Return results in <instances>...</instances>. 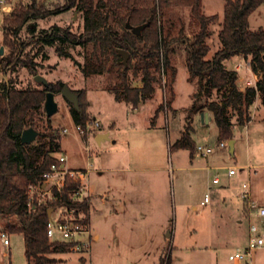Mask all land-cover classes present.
<instances>
[{
	"label": "rangeland",
	"instance_id": "obj_1",
	"mask_svg": "<svg viewBox=\"0 0 264 264\" xmlns=\"http://www.w3.org/2000/svg\"><path fill=\"white\" fill-rule=\"evenodd\" d=\"M28 1L9 0L10 9H0V47L3 18L15 5ZM38 1L51 6L61 4L63 0ZM202 10L206 16L218 15L223 20L221 0H203ZM182 17L184 33L190 36L197 27L189 22L187 9ZM31 23L36 24L38 30L58 25L70 26L78 33L82 29V16L70 10ZM259 27L264 29V5L250 18V30ZM209 31L206 43L210 51L206 59H211L220 47L219 25L211 24ZM69 50L76 61H82L79 48ZM45 53L47 57L41 61L37 74L49 83L61 81L71 90L85 89L89 123L95 118L101 127L88 129L84 138L71 118L69 103L61 92H55L57 111L48 117L47 123L40 124L39 131L47 132L48 126L56 129L60 134V153L67 155L66 169H89L85 183L98 187L99 194L110 200L104 205L93 202L89 211V232L81 236L87 245L68 254L55 255L61 260L58 264H158L167 255H171V264H235L228 257L247 246L249 225L264 227V218L250 216L248 205L251 202L264 206V106L259 97L250 106V122L243 128L234 125L232 153L229 140H223V146H219L218 130L211 113L207 112V121L205 117L202 121L200 115H195L192 140L195 145L208 147L212 152L203 156L195 150L190 157L188 150H169L184 130L187 109L197 90L196 81L189 79L182 51L171 56V63L176 68L174 99L170 110L159 113L156 123L160 128L154 132L149 127L155 109L164 98V77L153 98L143 101L139 109L133 111L104 89L105 85L115 81L113 75L85 77L74 61L59 57L54 46L45 47ZM237 61L233 59L226 63L230 70L238 68L235 70L238 88L255 86L258 76L254 80L250 65L238 67ZM7 78L0 73V84ZM19 80V87L31 83L41 88L25 69L19 72ZM210 99L220 101L221 97L214 93ZM112 124L113 128L110 127ZM129 126H133L130 134ZM111 130L110 138L117 137V145H111L110 138L97 142V133ZM127 138H130L132 166L146 170L113 175L107 170L110 160H122L124 145H120ZM54 156L57 158L59 154ZM95 164L105 171L97 173ZM229 169H233V175H228ZM214 178L218 183L212 182ZM108 186L114 187L116 194H122L121 200L111 201ZM205 194H208L209 202L201 204ZM5 225L6 221L0 218V256L10 252L12 264H25L23 242L18 234L6 233ZM1 234L9 236V249L3 245ZM95 234L97 239H94ZM0 264H7L6 260ZM239 264H264V249L253 251L250 258Z\"/></svg>",
	"mask_w": 264,
	"mask_h": 264
},
{
	"label": "trees",
	"instance_id": "obj_2",
	"mask_svg": "<svg viewBox=\"0 0 264 264\" xmlns=\"http://www.w3.org/2000/svg\"><path fill=\"white\" fill-rule=\"evenodd\" d=\"M262 4L264 0H224L218 32L220 47L211 59H206L210 51L206 40L209 26L217 24L219 18L203 13L202 0H63L51 6L29 0L15 5L3 18L1 47L5 53L0 54V73L8 78L0 84V218L6 221V233L22 235L27 264H58L61 260L55 255L72 252L75 242L48 239V211L74 208L88 224L89 202L73 200L80 183L68 176L60 191L53 189V201L39 202L36 194L29 200V186L40 185L43 174L58 163L54 155L60 153L59 132L51 126L41 132L39 126L49 121L43 107L46 92H61L65 83H49L50 88L31 83L19 87V72L25 69L31 76L37 75L41 61L47 57L45 47L54 46L57 55L74 61L85 77L113 75L115 81L104 89L133 110L153 98L164 77V98L151 120L153 126L160 112L171 109L176 76L171 56L182 51L189 79L196 81L197 90L187 109L184 130L169 150L185 149L193 157L195 115L210 112L222 142L233 139L235 124L243 128L250 122V106L257 96L264 106V29L253 31L248 24V17ZM186 9L189 22L197 27L190 36L184 33L182 15ZM70 10L81 14V32L58 25L38 30L31 23ZM126 23L148 25L135 35L125 27ZM75 48L80 49L81 62L69 50ZM118 49L128 53L126 65ZM236 56L248 61L258 76L255 86L238 88L237 72L225 65ZM73 91L78 109L69 104L70 115L76 126L85 129L90 121L86 91ZM214 93L220 94V101L210 99ZM28 128L36 130L37 137L24 144L21 133ZM158 264H171V255L163 256Z\"/></svg>",
	"mask_w": 264,
	"mask_h": 264
},
{
	"label": "built area",
	"instance_id": "obj_3",
	"mask_svg": "<svg viewBox=\"0 0 264 264\" xmlns=\"http://www.w3.org/2000/svg\"><path fill=\"white\" fill-rule=\"evenodd\" d=\"M9 0H0V9L2 11L9 10L10 7L7 5ZM241 65L239 64L238 67ZM243 90V89H241ZM97 128L99 124L97 122L87 123L85 129L81 126H76V129L80 134L84 135L90 128ZM65 131V129H63ZM220 147L223 146V143L220 142ZM196 151H200L203 156H206L212 152L208 147L203 148L200 145H196ZM65 155L60 154L57 157L58 163H54L50 166L49 171L43 174V180L40 185L29 186V200L31 201L33 195L38 196V201H53V189L60 191L64 179L68 176L71 179L79 181L80 186L78 190L73 193V200L82 201L83 199H88V188L85 183L86 175L89 170H78L70 171L66 170L64 167H61V164L65 162ZM233 169H229L228 175H233ZM214 184L218 183V180L214 178L212 180ZM244 188L247 187L246 184L242 185ZM245 197L244 195H242ZM209 196L205 194L202 204L208 203ZM249 215H255L258 218H264V207L256 206L253 203L249 202ZM89 226L84 222V215L81 212H77L76 209H66L59 208L55 209L49 216V221L46 227V234L48 239L51 242H75L76 245L73 247L72 251L79 250V247H85L87 243L81 240V236L88 234ZM1 241L4 246H9V238L6 234H1ZM258 249H264V228H260L258 225L250 224L248 228V242L247 246L240 252H235L234 254L229 255V260L235 264L243 262L246 258H250L253 251Z\"/></svg>",
	"mask_w": 264,
	"mask_h": 264
},
{
	"label": "crops",
	"instance_id": "obj_4",
	"mask_svg": "<svg viewBox=\"0 0 264 264\" xmlns=\"http://www.w3.org/2000/svg\"><path fill=\"white\" fill-rule=\"evenodd\" d=\"M221 2H223V5H224V0H221ZM202 5H203V0H202ZM262 5H264V4H262ZM262 5H260L249 17H248V24H249V26H250V18H251V16L262 6ZM209 16H211V15H209ZM218 16V15H217ZM218 18H219V22L217 23L218 25H219V29H220V25H221V22H222V20H221V17L220 16H218ZM259 28H262V27H259ZM233 59H238V61L235 63V65L237 64V66L240 64V65H247L248 67H249V62L248 61H246V60H244L242 57H240V56H236V57H233L230 61H228V62H231ZM235 61V60H234ZM227 62V63H228ZM227 63H225V65H226V67L227 68H229L228 67V65H227ZM238 70V68H234V70ZM246 69H248V68H246ZM252 77H253V79L254 80H256L257 78H256V75L255 74H253L252 73ZM257 81V80H256ZM137 86H140V84H138ZM246 87V86H245ZM79 89H83V88H78V89H76V90H79ZM241 89H244V88H241ZM83 90H85V89H83ZM152 99V98H151ZM87 100V99H86ZM143 102H141L140 104H139V106L136 108V109H132L133 111H137L138 109H139V107L141 106V104H142ZM126 104V103H125ZM126 106L127 107H129L130 109H131V107H130V105H127L126 104ZM159 106V105H158ZM87 109V108H86ZM157 109V108H156ZM156 109H155V111H156ZM154 114H155V112H154ZM159 115V114H158ZM158 117V116H157ZM157 119V118H156ZM156 119H155V121H154V124H153V126H151V124H150V127H149V129L151 130V132H154V131H157L159 128H160V126H158L157 125V123H156ZM201 120L203 121V119H202V117H201ZM96 122V119L95 118H93V120H91V122ZM113 124L112 125H110V127L111 128H113ZM99 127H101L100 125H99ZM133 130V126H129L128 127V133L130 134L131 133V131ZM111 132H112V130L111 131H107V132H105V133H97L96 135H95V137H96V140H98V141H102V140H104V139H109L110 138V134H111ZM116 136V135H115ZM83 137H84V135H83ZM84 138H86V137H84ZM128 139L130 140V138H127L126 139V141H124L123 143H121L122 145H120V146H123V148H124V150L122 151V156H121V158H122V160H119L118 158L117 159H115V158H113L112 160H110L111 161V164L108 166V172L109 173H111V174H113V175H115V174H120L121 176H123V175H125L126 173H131V172H135V173H140V172H145L144 171V169L142 168V167H133L132 166V152H131V150L129 149V145H130V142L128 141ZM109 141H111V145H113V146H115V145H117V143H118V138L117 137H111L110 139H109ZM102 143V142H101ZM122 148V149H123ZM126 148V149H125ZM128 148V149H127ZM60 154H63V155H65V157L67 156L66 155V153L65 152H63V153H60ZM120 158V159H121ZM67 159V158H66ZM66 159H65V162L63 163V164H61V167H64L65 169H66ZM96 165V164H95ZM97 167H96V171H97V173H99V172H101V171H105L104 170V168H101V166H99L98 164L96 165ZM66 170H70V171H78V170H85L84 168H80V167H69L68 169H66ZM89 170V169H88ZM146 170V169H145ZM90 171V170H89ZM87 188H88V194H89V197H88V202H89V211L91 210V208L93 207V205H94V203L93 202H95V203H99V204H101V205H104V204H106L107 203V201L108 202H110V200H109V198H107V197H103L101 194H99V188L97 187V188H95L94 186H92V185H89V184H87ZM108 189H109V192L111 193V197H112V199H111V201L114 203L116 200H121V195L122 194H116L115 192L116 191H114V187H109L108 186ZM108 194V193H107ZM205 196V195H204ZM202 202H203V200L200 202L201 204H202ZM209 202V201H208ZM206 204V203H205ZM264 207V206H263ZM88 226H89V228H90V220H89V222H88ZM259 226V225H258ZM260 228H264V227H261V226H259ZM18 237L20 238V240L23 242V237H22V235H20V234H18ZM8 238H9V236H8ZM98 238V235L97 234H95L94 235V239H97ZM9 247H10V241H9V246L7 247V249H9ZM23 249H24V245H23ZM23 255H24V250H23ZM8 257V259H4V258H7ZM6 260V263L7 264H12V261H11V259H10V252L9 253H7V252H4L1 256H0V262H2V261H4V260ZM24 259H25V264H27V260H26V258H25V256H24Z\"/></svg>",
	"mask_w": 264,
	"mask_h": 264
},
{
	"label": "water",
	"instance_id": "obj_5",
	"mask_svg": "<svg viewBox=\"0 0 264 264\" xmlns=\"http://www.w3.org/2000/svg\"><path fill=\"white\" fill-rule=\"evenodd\" d=\"M148 25V23L139 25V26H131L129 23H126L125 27L130 30L133 34L135 35H139L140 32ZM118 54L120 56H122V63L124 65H126V62L129 58V55L126 51L124 50H117ZM3 53V47H0V54ZM33 81L36 83L41 84L42 86L46 87V88H50V84L49 82L46 80V78L42 75H35L33 77ZM61 94L62 96L65 98V100L71 104L75 109H78V99H77V95L74 93L73 90H71L67 85H64L63 88L61 89ZM44 111L47 117H50L51 115H53L56 111H57V104L54 101V93H52L51 91L46 92L45 95V101H44ZM200 117H205L206 121L208 120V113H202L199 114ZM37 137V131L34 130L33 128H28L22 131L21 133V142L24 144H30L32 143ZM97 142L99 143L100 141L97 140ZM233 139L229 140L228 145L230 148V152H233ZM52 213L51 210L48 211V216H50V214Z\"/></svg>",
	"mask_w": 264,
	"mask_h": 264
}]
</instances>
